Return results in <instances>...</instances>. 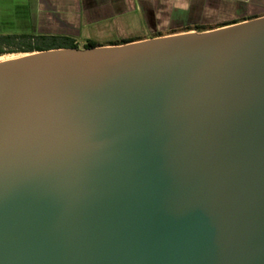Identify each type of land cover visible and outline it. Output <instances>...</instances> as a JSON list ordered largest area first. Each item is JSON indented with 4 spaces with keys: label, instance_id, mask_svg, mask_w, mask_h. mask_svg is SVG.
<instances>
[{
    "label": "water",
    "instance_id": "obj_1",
    "mask_svg": "<svg viewBox=\"0 0 264 264\" xmlns=\"http://www.w3.org/2000/svg\"><path fill=\"white\" fill-rule=\"evenodd\" d=\"M0 264H264V16L0 61Z\"/></svg>",
    "mask_w": 264,
    "mask_h": 264
},
{
    "label": "crops",
    "instance_id": "obj_2",
    "mask_svg": "<svg viewBox=\"0 0 264 264\" xmlns=\"http://www.w3.org/2000/svg\"><path fill=\"white\" fill-rule=\"evenodd\" d=\"M226 1L229 0H0V21L17 22L18 32L7 34L66 36L74 39L79 48L87 41L107 46L122 39H150L159 27H189L193 13L211 18L207 12H219ZM242 2L237 10L243 17L196 25L264 16V11L247 15V0ZM148 34L151 36L146 37Z\"/></svg>",
    "mask_w": 264,
    "mask_h": 264
},
{
    "label": "trees",
    "instance_id": "obj_3",
    "mask_svg": "<svg viewBox=\"0 0 264 264\" xmlns=\"http://www.w3.org/2000/svg\"><path fill=\"white\" fill-rule=\"evenodd\" d=\"M257 18V17H254ZM244 19L241 21H234L219 25H195L189 26L182 29V31L175 30L170 33H158L152 36L162 37L167 35H172L181 32H191L193 30L197 32H205L214 29H218L224 26L236 24L239 22H243L246 20L254 19ZM142 38H130V39H122L113 43L108 44L107 46L112 45H123L136 41H141ZM100 44L94 41H87L84 45V49L98 47ZM60 48H79V45L72 38L66 36H58V35H36L31 33H15V34H2L0 33V56L8 54V53H35L52 49H60Z\"/></svg>",
    "mask_w": 264,
    "mask_h": 264
},
{
    "label": "rangeland",
    "instance_id": "obj_4",
    "mask_svg": "<svg viewBox=\"0 0 264 264\" xmlns=\"http://www.w3.org/2000/svg\"><path fill=\"white\" fill-rule=\"evenodd\" d=\"M235 0H229L226 1V3H224L221 8L218 10L219 12H207L208 14H212L211 18H200V16H198V14L193 13L191 18L189 19V24L190 26H194L196 24H218V23H222L224 21H229L238 17H243V15L239 14V11L237 10V8H240V4H244L242 2V0H238V2H233ZM246 10H247V15H255L257 13L262 14L264 11V0H247L246 2ZM238 13H237V11ZM217 14V15H216ZM218 16V17H216ZM201 19V20H200ZM15 23H17L16 21L14 22H1L0 21V33L2 34H7V33H11V32H18L19 28H16ZM194 24V25H193ZM185 27H181V28H170L168 27H159L158 31L155 32L154 30V35L158 34V33H170L171 31H175V30H179L182 31V29ZM195 31V30H193ZM180 33V32H179ZM176 33V34H179ZM184 33V32H181ZM151 36L150 34L146 35V37ZM85 45V43H81L80 46L81 48H83ZM25 54L23 53H8L5 55L0 56V61H4V60H8V59H13V58H18L21 56H24Z\"/></svg>",
    "mask_w": 264,
    "mask_h": 264
},
{
    "label": "flooded vegetation",
    "instance_id": "obj_5",
    "mask_svg": "<svg viewBox=\"0 0 264 264\" xmlns=\"http://www.w3.org/2000/svg\"><path fill=\"white\" fill-rule=\"evenodd\" d=\"M195 26V25H194Z\"/></svg>",
    "mask_w": 264,
    "mask_h": 264
}]
</instances>
